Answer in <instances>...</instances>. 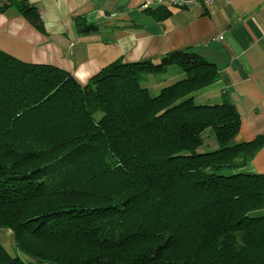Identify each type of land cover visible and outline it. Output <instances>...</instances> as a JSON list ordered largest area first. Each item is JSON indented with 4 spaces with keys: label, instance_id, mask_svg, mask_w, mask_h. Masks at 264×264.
I'll return each mask as SVG.
<instances>
[{
    "label": "trees",
    "instance_id": "obj_1",
    "mask_svg": "<svg viewBox=\"0 0 264 264\" xmlns=\"http://www.w3.org/2000/svg\"><path fill=\"white\" fill-rule=\"evenodd\" d=\"M11 7L45 32L28 0ZM172 65L183 77L151 96ZM217 77L177 51L82 84L0 50V229L26 257L0 244V264H264V174L237 172L259 140L234 143L233 105L196 102Z\"/></svg>",
    "mask_w": 264,
    "mask_h": 264
},
{
    "label": "crops",
    "instance_id": "obj_2",
    "mask_svg": "<svg viewBox=\"0 0 264 264\" xmlns=\"http://www.w3.org/2000/svg\"><path fill=\"white\" fill-rule=\"evenodd\" d=\"M142 2L28 0L38 9L45 32L11 7L0 13V50L23 62L55 65L82 84L116 60L156 62L172 52L198 53L218 71L217 80L197 94L198 100L235 107L240 117L235 144L259 140L252 159L237 172L264 174V0L148 10L141 9ZM76 16L97 29L79 34ZM182 77L174 71L154 88ZM0 244L14 246L11 230L0 229Z\"/></svg>",
    "mask_w": 264,
    "mask_h": 264
},
{
    "label": "built area",
    "instance_id": "obj_3",
    "mask_svg": "<svg viewBox=\"0 0 264 264\" xmlns=\"http://www.w3.org/2000/svg\"><path fill=\"white\" fill-rule=\"evenodd\" d=\"M215 0H143L141 9L148 10L153 6H169L174 9H187L195 4L210 6Z\"/></svg>",
    "mask_w": 264,
    "mask_h": 264
},
{
    "label": "rangeland",
    "instance_id": "obj_4",
    "mask_svg": "<svg viewBox=\"0 0 264 264\" xmlns=\"http://www.w3.org/2000/svg\"><path fill=\"white\" fill-rule=\"evenodd\" d=\"M13 9H15V8H13ZM174 71H177V68L175 67V66H169V68L167 69V75H170L171 73H174ZM160 74H158V76H159ZM150 79H153V77L151 76V78ZM145 85L147 84V82L146 83H144ZM148 86H149V83L147 84ZM146 85V86H147ZM148 90H149V92H150V95L151 96H154V95H156L157 94V92H158V90L157 89H155L154 88V86L153 87H149L148 88ZM196 102H200V101H196ZM7 249H8V251L11 253V254H18L19 256H21L22 258H24V259H26V257L24 256V255H22L21 253H19V252H17V250H16V248H15V246H13V247H7Z\"/></svg>",
    "mask_w": 264,
    "mask_h": 264
}]
</instances>
